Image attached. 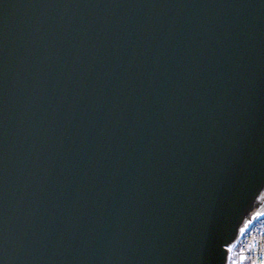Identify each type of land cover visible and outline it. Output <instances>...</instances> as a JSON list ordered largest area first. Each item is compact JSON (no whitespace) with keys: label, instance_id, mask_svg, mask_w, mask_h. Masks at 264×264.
Masks as SVG:
<instances>
[{"label":"water","instance_id":"obj_1","mask_svg":"<svg viewBox=\"0 0 264 264\" xmlns=\"http://www.w3.org/2000/svg\"><path fill=\"white\" fill-rule=\"evenodd\" d=\"M262 215L264 0H0V264H226Z\"/></svg>","mask_w":264,"mask_h":264},{"label":"built area","instance_id":"obj_2","mask_svg":"<svg viewBox=\"0 0 264 264\" xmlns=\"http://www.w3.org/2000/svg\"><path fill=\"white\" fill-rule=\"evenodd\" d=\"M226 264H264V215L244 228L237 242L229 248Z\"/></svg>","mask_w":264,"mask_h":264},{"label":"snow or ice","instance_id":"obj_3","mask_svg":"<svg viewBox=\"0 0 264 264\" xmlns=\"http://www.w3.org/2000/svg\"><path fill=\"white\" fill-rule=\"evenodd\" d=\"M258 215H259V213H258ZM243 230H244V229H241V231H243ZM230 250H231V249H230ZM243 259H244V257L242 256V257H241V260H243Z\"/></svg>","mask_w":264,"mask_h":264}]
</instances>
